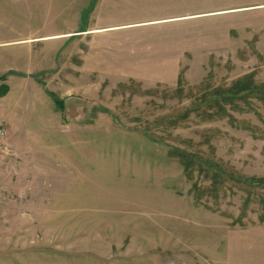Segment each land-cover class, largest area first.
<instances>
[{
  "label": "rangeland",
  "instance_id": "obj_1",
  "mask_svg": "<svg viewBox=\"0 0 264 264\" xmlns=\"http://www.w3.org/2000/svg\"><path fill=\"white\" fill-rule=\"evenodd\" d=\"M10 59L0 264H264V0H0Z\"/></svg>",
  "mask_w": 264,
  "mask_h": 264
},
{
  "label": "crops",
  "instance_id": "obj_2",
  "mask_svg": "<svg viewBox=\"0 0 264 264\" xmlns=\"http://www.w3.org/2000/svg\"><path fill=\"white\" fill-rule=\"evenodd\" d=\"M23 41V40H22ZM25 41V40H24ZM17 43H21L20 41H18ZM20 45V44H18ZM12 50V49H11ZM9 64L10 66L6 67L5 65ZM13 65V61L12 59L7 60L6 62H4L2 60V62L0 63V75H3L4 73H6L7 71L11 70V66ZM16 78V77H15ZM14 76H8L5 80H1L0 79V83L5 82L6 84L9 85L10 88L11 87V83L12 81H17L18 82V78H16L15 80ZM9 93H7L5 96H0V124H4L8 127L9 129V136L7 138V147L9 148V151L14 149L15 145L17 144V130L19 129V123L13 121L14 119H19L21 117V115L17 112V114L14 117V108L13 106L10 108L9 106H7L5 104V101L7 99V97L9 96ZM8 121H12V123H14L11 126H8ZM18 127V129H17ZM0 161H2V157H0Z\"/></svg>",
  "mask_w": 264,
  "mask_h": 264
},
{
  "label": "built area",
  "instance_id": "obj_3",
  "mask_svg": "<svg viewBox=\"0 0 264 264\" xmlns=\"http://www.w3.org/2000/svg\"><path fill=\"white\" fill-rule=\"evenodd\" d=\"M8 136L9 129L4 124H0V157H3L9 152L6 143Z\"/></svg>",
  "mask_w": 264,
  "mask_h": 264
},
{
  "label": "trees",
  "instance_id": "obj_4",
  "mask_svg": "<svg viewBox=\"0 0 264 264\" xmlns=\"http://www.w3.org/2000/svg\"><path fill=\"white\" fill-rule=\"evenodd\" d=\"M0 79L3 80L4 77H0ZM7 91H8V89H7ZM1 94H2V96H3L4 94H6V92H3V91H2ZM56 103L59 104V106L63 107V101H56Z\"/></svg>",
  "mask_w": 264,
  "mask_h": 264
}]
</instances>
